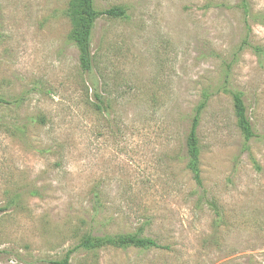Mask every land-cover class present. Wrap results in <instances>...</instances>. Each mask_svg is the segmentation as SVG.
Segmentation results:
<instances>
[{"label": "rangeland", "instance_id": "374dc122", "mask_svg": "<svg viewBox=\"0 0 264 264\" xmlns=\"http://www.w3.org/2000/svg\"><path fill=\"white\" fill-rule=\"evenodd\" d=\"M94 1L126 16L96 21L84 72L70 0H0V264L139 231L164 247H80L71 262L264 264V0ZM206 93L198 185L185 140Z\"/></svg>", "mask_w": 264, "mask_h": 264}, {"label": "trees", "instance_id": "16d2710c", "mask_svg": "<svg viewBox=\"0 0 264 264\" xmlns=\"http://www.w3.org/2000/svg\"><path fill=\"white\" fill-rule=\"evenodd\" d=\"M246 6V0H243ZM67 15L70 18L72 29L70 38L79 49L80 67L84 72H91L94 67L95 55L92 52L91 42L92 34L96 21L102 16L124 17L126 8L123 6H113L107 9H98L94 0H70L67 9ZM231 94L234 111L237 117L238 126L246 142H249L255 136L254 126L248 113V108L244 100V94L238 90H228ZM97 100L96 107L102 109L105 105V98L100 92L95 91ZM209 94L206 93L204 98L195 108L194 115L191 118L190 128L185 140L187 167L192 172L193 177L198 185L202 184L200 153L201 146L198 136V127L204 109L207 107ZM0 103L7 101L0 97ZM3 208H0L2 211ZM107 246L126 248L130 246L142 249L163 248L157 239L143 236L141 232L135 233H117V234H93L88 232L83 235L78 245L69 249L61 259L50 261V264H73L71 254L78 248L90 250L101 249Z\"/></svg>", "mask_w": 264, "mask_h": 264}]
</instances>
